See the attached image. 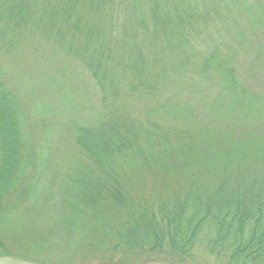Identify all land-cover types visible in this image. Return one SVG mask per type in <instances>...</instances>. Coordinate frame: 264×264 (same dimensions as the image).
I'll list each match as a JSON object with an SVG mask.
<instances>
[{"label":"trees","instance_id":"1","mask_svg":"<svg viewBox=\"0 0 264 264\" xmlns=\"http://www.w3.org/2000/svg\"><path fill=\"white\" fill-rule=\"evenodd\" d=\"M3 258L264 264V0H0Z\"/></svg>","mask_w":264,"mask_h":264},{"label":"rangeland","instance_id":"2","mask_svg":"<svg viewBox=\"0 0 264 264\" xmlns=\"http://www.w3.org/2000/svg\"><path fill=\"white\" fill-rule=\"evenodd\" d=\"M36 84L38 85V83L36 82ZM34 91L36 92V90L34 89ZM34 94H37V93H34ZM0 264H27V263H23V262H14L12 260H9V259H0Z\"/></svg>","mask_w":264,"mask_h":264}]
</instances>
